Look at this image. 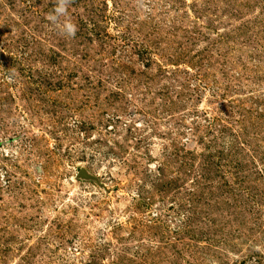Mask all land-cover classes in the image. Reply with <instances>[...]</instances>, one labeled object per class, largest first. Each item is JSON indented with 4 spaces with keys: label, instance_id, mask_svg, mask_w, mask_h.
Masks as SVG:
<instances>
[{
    "label": "rangeland",
    "instance_id": "1",
    "mask_svg": "<svg viewBox=\"0 0 264 264\" xmlns=\"http://www.w3.org/2000/svg\"><path fill=\"white\" fill-rule=\"evenodd\" d=\"M0 264H264V0H0Z\"/></svg>",
    "mask_w": 264,
    "mask_h": 264
},
{
    "label": "clouds",
    "instance_id": "2",
    "mask_svg": "<svg viewBox=\"0 0 264 264\" xmlns=\"http://www.w3.org/2000/svg\"><path fill=\"white\" fill-rule=\"evenodd\" d=\"M56 11L59 12V13H62L64 11V9H63V7H59V8L56 9ZM65 27H66V29H67L69 34H71L74 31L73 26L70 25V24L66 25Z\"/></svg>",
    "mask_w": 264,
    "mask_h": 264
},
{
    "label": "water",
    "instance_id": "3",
    "mask_svg": "<svg viewBox=\"0 0 264 264\" xmlns=\"http://www.w3.org/2000/svg\"><path fill=\"white\" fill-rule=\"evenodd\" d=\"M78 175L81 176V177H87L82 170L79 172Z\"/></svg>",
    "mask_w": 264,
    "mask_h": 264
}]
</instances>
